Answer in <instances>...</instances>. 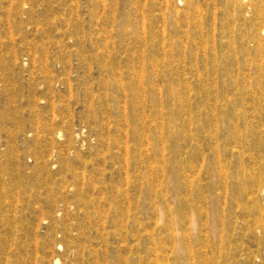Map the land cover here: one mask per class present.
<instances>
[{
  "label": "rangeland",
  "instance_id": "1",
  "mask_svg": "<svg viewBox=\"0 0 264 264\" xmlns=\"http://www.w3.org/2000/svg\"><path fill=\"white\" fill-rule=\"evenodd\" d=\"M0 264H264V0H0Z\"/></svg>",
  "mask_w": 264,
  "mask_h": 264
}]
</instances>
